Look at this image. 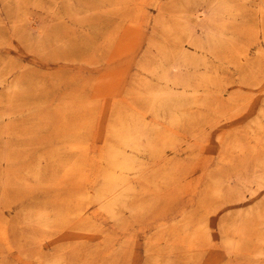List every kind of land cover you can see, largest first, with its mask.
I'll return each mask as SVG.
<instances>
[{
	"label": "rangeland",
	"instance_id": "1",
	"mask_svg": "<svg viewBox=\"0 0 264 264\" xmlns=\"http://www.w3.org/2000/svg\"><path fill=\"white\" fill-rule=\"evenodd\" d=\"M232 1L244 16L240 21H245L236 25L239 32L234 36L238 44L248 46L251 68L246 60L241 64L230 59L229 51L221 62L210 60L225 84L222 96L212 95L227 112L226 119L215 114L212 127L214 108L191 109L209 123L200 118L199 128L193 127L196 122L189 132L181 130L179 152L168 150L160 164L166 167L170 161L177 162L176 180L185 192L171 209L163 207L164 202L141 220L128 212L122 223L87 203L85 208L94 218L90 230L97 236L78 241L29 225L26 216L39 205L58 207L66 198L65 190L54 182L62 178V163L74 157L61 150L71 137L89 143L88 180L106 167L102 157L117 108L130 104L129 94L148 76L146 70L161 57L164 46L189 47L180 32L185 12L182 0H0V221L8 222L11 236L10 242L0 240V264H41L44 259L37 254L46 257L60 249L72 264H154L148 241L167 228L180 226L184 216L207 218L213 241L193 259L173 256L174 264H264V256L258 255L264 253V245L252 241L241 255L230 257L222 239L226 222L264 204V188L254 196L247 193L244 202L232 195L213 204L209 190L205 191L214 177L225 172L232 175L237 166L243 168L242 160L249 155L233 152L228 143L237 137L253 145V129L264 113V63L256 66L264 36L261 33L254 39L243 33L248 21L262 27L259 4ZM191 20L195 36L203 38L201 25L208 23ZM108 76L119 78L118 87L97 103L99 84ZM16 83L18 89L13 88ZM88 107L87 115L80 114ZM89 120L91 127L71 134V124L83 127ZM226 157L234 158V163L223 161ZM255 172L264 171L250 157L244 174L252 177ZM36 180H43L45 186ZM203 196L210 208L200 206ZM257 223L264 230V219ZM48 237L57 245L48 243ZM107 241V248L115 250L113 257L104 251ZM158 245L155 249L165 243ZM164 261L161 258L160 264Z\"/></svg>",
	"mask_w": 264,
	"mask_h": 264
},
{
	"label": "bare ground",
	"instance_id": "2",
	"mask_svg": "<svg viewBox=\"0 0 264 264\" xmlns=\"http://www.w3.org/2000/svg\"><path fill=\"white\" fill-rule=\"evenodd\" d=\"M70 1L67 0L68 3ZM239 1L257 2L261 12L262 27L248 21L243 33L246 37L254 39L261 33L264 36V0ZM19 2H27V0H19ZM180 7L185 10L180 32L185 34L189 47L179 46L169 49L164 46L161 57L150 70H146L148 76L141 81L133 93L129 94L132 99L130 104L117 108V116L109 126V139L102 157L106 167L96 175L95 179L88 180L89 143L71 137L73 139L65 142L61 150L71 153L74 157L62 163L64 167L62 178L54 182V185L65 190L66 198L58 207H53V203L37 206L34 212L26 216L29 225L48 232H56L61 237L73 240L93 239L97 233L90 230L94 218L85 208L87 203H94L100 211L122 223L123 215L128 212L134 220H141L151 211L158 210L164 202L166 204L163 207L170 208L180 194L185 192V187L176 180L177 162L173 164L170 161L166 167L160 164L168 150L179 152L180 131L189 132L193 127L199 128L200 118L205 119L201 114L194 115L191 109L214 108L213 122L209 123L205 119L212 127L216 125L215 114H222L226 119L227 112L222 111L221 105L215 103L216 100L212 95L222 96L225 84L211 67L210 60L221 62L222 56L229 51L230 59L236 58L241 64L246 60L245 65L249 70L251 62L247 61L248 46L243 47L238 44L234 36L239 32L236 25L245 21H240L244 16L232 0H182ZM201 7L205 9H199ZM192 18H196L201 23H208L207 26L201 25L203 38L195 36L196 26ZM171 35L176 38L173 32ZM259 55L260 60L256 66L264 63V50L260 49ZM118 79L115 76L105 78L99 84L95 102L99 103L112 96L118 87ZM13 88L18 89L19 84H14ZM88 109L91 107L84 109L80 114L87 115ZM195 123L196 125L193 126ZM91 125H93L91 120L83 127L71 124V134L74 136L81 128ZM253 131L251 137L255 140L253 145L250 141L246 143L241 139L238 140L237 137L229 141L228 145L233 152L238 151L249 157L245 156L242 160L243 168L237 166L232 169V175L225 172L222 176L211 180V186L205 191L209 190L212 204L218 203L220 199H229L232 195H236L239 202H244L248 198L247 193L254 196L264 188V172L261 174L255 172L252 177L244 174L246 161L250 160V157L257 168L264 171V113L263 120L258 121ZM223 161L233 164L234 158L226 157ZM36 182L40 186H45L43 180ZM176 183L178 185L173 188ZM200 206L210 208L204 196L201 198ZM261 219H264V204L239 213L236 218L225 223L222 239L230 257L241 255L252 241L264 245V230L260 229L259 223L255 224L256 220L261 222ZM48 239H50L48 243L57 245L54 239L50 237ZM0 240L5 242L11 240L7 221H0ZM33 240L39 239L35 237ZM212 241L213 236L207 218L184 216L180 226L167 228L161 235L150 239L148 251L154 264H160L161 258H166L163 264H174L173 256L193 259L194 255L211 246ZM161 242L165 243L164 247L155 249V246H159ZM109 244L110 242L107 241L104 251L109 257H113L115 250L107 248ZM258 255L264 256V253ZM36 257L40 260L44 259L41 264L73 263L62 249L54 251L50 256L45 257L40 253ZM92 257L94 259V256ZM85 259H88V255ZM21 261L27 263L24 259ZM228 264L234 263L231 261Z\"/></svg>",
	"mask_w": 264,
	"mask_h": 264
}]
</instances>
